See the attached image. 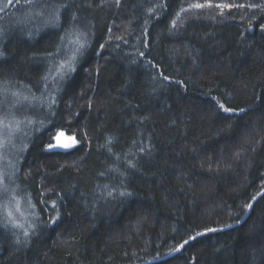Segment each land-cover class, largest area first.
Listing matches in <instances>:
<instances>
[{
  "label": "trees",
  "instance_id": "1",
  "mask_svg": "<svg viewBox=\"0 0 264 264\" xmlns=\"http://www.w3.org/2000/svg\"><path fill=\"white\" fill-rule=\"evenodd\" d=\"M7 1L0 115L23 117L0 264L142 263L240 220L264 188V0ZM61 132L77 143L50 150ZM150 264H264V194Z\"/></svg>",
  "mask_w": 264,
  "mask_h": 264
},
{
  "label": "rangeland",
  "instance_id": "2",
  "mask_svg": "<svg viewBox=\"0 0 264 264\" xmlns=\"http://www.w3.org/2000/svg\"><path fill=\"white\" fill-rule=\"evenodd\" d=\"M7 3L9 4L8 1L6 4ZM36 105L37 103L35 104V107ZM22 117V115H18L14 118H9V115H0V184L3 180L4 185V181L6 180L8 187H11L13 183L12 162L15 161L20 150L19 142L22 139L20 136V131L22 129ZM57 136L58 135H56V137ZM61 138L64 140L66 138L73 137H68L64 134ZM2 189H4V187H2ZM7 195L8 194L3 192L2 199L6 200ZM18 199L19 198L12 193L10 194L9 204L5 207V213L7 214L8 219H11L14 222L13 223L11 221L14 226V230L20 231V229L27 230L28 228L31 230L35 218L34 215H29L28 213L31 206H29V204L26 205L24 202L20 203ZM10 230L13 231L12 229Z\"/></svg>",
  "mask_w": 264,
  "mask_h": 264
},
{
  "label": "water",
  "instance_id": "3",
  "mask_svg": "<svg viewBox=\"0 0 264 264\" xmlns=\"http://www.w3.org/2000/svg\"><path fill=\"white\" fill-rule=\"evenodd\" d=\"M61 140H62V138H61ZM56 143H57V140L55 139V140H54V145H55ZM50 150H63V149H62V148H53V149H50ZM262 194H264V189L261 190V191H259V192H258V193H257L252 199H251V201L248 203V208H247V211H246L245 215L243 216V218H242L239 222H237V223L233 226V228L239 226L240 224H242V223L246 220V218L248 217V215H249V213H250V211H251V209H252V206H253L254 202H255V201H256V200H257ZM249 205H250V207H249ZM210 229H214L215 231H208V229H206V230H204V231L198 232V233H200V235H197L198 233L194 234V235L191 236V238L188 239L187 241L190 242V241L195 240V239H197V238H199V237H201V236H204V235H207V234H210V233L221 232V231H224V230H225V229H223V228H220V229H219V228H210ZM193 237H194V239H192ZM188 242H187V243H188ZM184 244H185V243H183L182 245H184ZM181 248H182V247L179 246V247H178L179 250L172 251L170 254H168V255H166V256L160 258V260H163V259H167V258L172 257L173 255L179 253L180 250H181Z\"/></svg>",
  "mask_w": 264,
  "mask_h": 264
},
{
  "label": "snow or ice",
  "instance_id": "4",
  "mask_svg": "<svg viewBox=\"0 0 264 264\" xmlns=\"http://www.w3.org/2000/svg\"><path fill=\"white\" fill-rule=\"evenodd\" d=\"M8 2L9 3H12V0H8ZM17 2H19V0H17ZM192 7H194V8H201V7H203V5L194 4V5H192ZM216 7L223 9L226 6L225 5H216ZM61 67H63V65H61ZM223 107L224 106L221 105V108H223ZM224 111L225 112H230L231 109L224 108ZM63 136H64V134L62 132L59 133L58 136L55 137V139L57 140V143L55 145L49 144L48 145V148L49 149H53V148L68 149V148L73 147L77 143V141L74 138H66L64 140H61V137H63ZM249 207H250V205H249ZM208 231H215V230L214 229H208ZM197 235H200V233H198ZM192 239H194V237ZM187 242L188 241H185L184 243L186 244ZM180 247H183V245H181ZM177 250H179V249H177Z\"/></svg>",
  "mask_w": 264,
  "mask_h": 264
},
{
  "label": "bare ground",
  "instance_id": "5",
  "mask_svg": "<svg viewBox=\"0 0 264 264\" xmlns=\"http://www.w3.org/2000/svg\"><path fill=\"white\" fill-rule=\"evenodd\" d=\"M53 145H54V143H53ZM264 189V188H263ZM263 189H261V190H263ZM260 190V191H261ZM247 208H248V205H247ZM247 208H246V211H247ZM246 211H245V213H246ZM245 213H244V215H245ZM243 215V216H244ZM243 216L240 218V220L243 218ZM239 220V221H240ZM239 221H237V222H239ZM237 222H235V223H232V224H229V225H226V226H223V227H217V228H223V229H225V230H227V229H231V228H233V226L237 223ZM191 238V237H190ZM190 238H188V239H190ZM187 239V240H188ZM187 240H185V241H187ZM184 241V242H185ZM184 242H182L180 245H178L177 246V248L176 249H174L173 251H176L177 249H178V247L179 246H181ZM185 245V244H184ZM183 245V246H184ZM182 249V248H181ZM181 251V250H180ZM171 252H169V253H167V254H165V255H163L162 257H164V256H166V255H168V254H170ZM162 257H158V258H156V259H153V260H150V261H146V262H142V263H136V264H150V263H155V262H160V261H162V260H160V258H162ZM168 259V258H167ZM163 260H165V259H163Z\"/></svg>",
  "mask_w": 264,
  "mask_h": 264
}]
</instances>
